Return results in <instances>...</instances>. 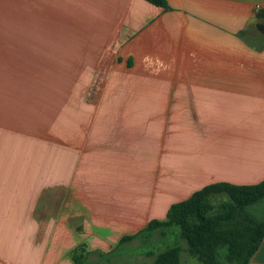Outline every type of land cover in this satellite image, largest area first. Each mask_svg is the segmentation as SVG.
I'll list each match as a JSON object with an SVG mask.
<instances>
[{
	"label": "crops",
	"instance_id": "1",
	"mask_svg": "<svg viewBox=\"0 0 264 264\" xmlns=\"http://www.w3.org/2000/svg\"><path fill=\"white\" fill-rule=\"evenodd\" d=\"M167 4L0 0V264H101L203 187L264 180V0Z\"/></svg>",
	"mask_w": 264,
	"mask_h": 264
},
{
	"label": "trees",
	"instance_id": "2",
	"mask_svg": "<svg viewBox=\"0 0 264 264\" xmlns=\"http://www.w3.org/2000/svg\"><path fill=\"white\" fill-rule=\"evenodd\" d=\"M144 1L169 9L167 0ZM215 195H225L228 200L221 202L214 214L211 198ZM263 238L264 180L250 186L216 183L172 204L163 221H150L135 235L123 237L101 257L136 240L140 245L156 247L146 252L152 261L145 264H179L182 250L201 264H249ZM170 240L172 243L168 244ZM161 245L164 248L158 252ZM78 251L73 253V263L84 264L86 255Z\"/></svg>",
	"mask_w": 264,
	"mask_h": 264
},
{
	"label": "rangeland",
	"instance_id": "3",
	"mask_svg": "<svg viewBox=\"0 0 264 264\" xmlns=\"http://www.w3.org/2000/svg\"><path fill=\"white\" fill-rule=\"evenodd\" d=\"M228 198L225 195H215L211 198V203L214 205V214L219 210V205L221 202L227 201ZM172 240L168 242L171 244ZM182 247H185L183 242H180ZM126 247H119L114 253L110 255H106L104 257H100L98 263L101 264H145L152 261L151 257L146 255V252L150 251L151 249L154 250L156 247H151L148 245H143L135 241L130 246ZM164 248V245H161L158 249V252ZM92 263V260L89 261ZM179 264H201L195 258L191 257L185 250L180 252V262Z\"/></svg>",
	"mask_w": 264,
	"mask_h": 264
}]
</instances>
